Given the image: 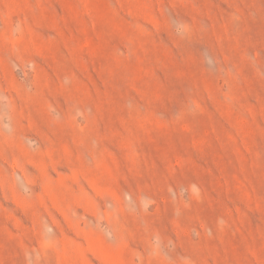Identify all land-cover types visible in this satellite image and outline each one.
<instances>
[{
	"label": "rangeland",
	"instance_id": "obj_1",
	"mask_svg": "<svg viewBox=\"0 0 264 264\" xmlns=\"http://www.w3.org/2000/svg\"><path fill=\"white\" fill-rule=\"evenodd\" d=\"M0 264H264V0H0Z\"/></svg>",
	"mask_w": 264,
	"mask_h": 264
}]
</instances>
